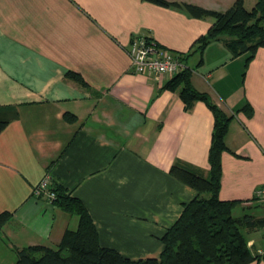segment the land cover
Returning <instances> with one entry per match:
<instances>
[{"label": "crops", "instance_id": "obj_1", "mask_svg": "<svg viewBox=\"0 0 264 264\" xmlns=\"http://www.w3.org/2000/svg\"><path fill=\"white\" fill-rule=\"evenodd\" d=\"M170 1L225 11L235 0ZM214 20L150 0H0V115L18 114L0 132V214H10L0 264L28 245L57 247L78 227L77 216L33 194L46 174L83 201L102 246L160 257L163 235L196 195L170 168L208 175L215 119L204 100L186 109L164 86L170 76L134 71L128 47L144 35L186 54ZM247 57L219 39L184 61L193 86L233 115L220 198L239 201L234 216L264 220V46ZM242 231L257 255L247 264H264V222Z\"/></svg>", "mask_w": 264, "mask_h": 264}, {"label": "trees", "instance_id": "obj_2", "mask_svg": "<svg viewBox=\"0 0 264 264\" xmlns=\"http://www.w3.org/2000/svg\"><path fill=\"white\" fill-rule=\"evenodd\" d=\"M150 1L184 8L195 16L215 18L207 33L198 38L195 48L182 54L184 60L193 53L202 54L209 43L219 39L228 46L232 56L248 53L247 63L264 46V0H257L251 9H247L245 0H235L225 11L187 2ZM66 75L86 84L77 72L68 71ZM190 75L191 69L187 67L164 86L179 90L186 109L191 108L197 100H204L212 109L215 120L209 151L210 169L208 175L204 176L181 164L171 166L170 173L194 188L196 195L184 203L180 216L163 235L164 249L160 257L133 259L116 249L102 246L96 225L83 201L67 192L62 185L51 184L50 188L56 194L51 202L77 216L78 227L67 228L57 247L33 244L17 249L14 264H247L257 258L248 246L242 229L256 226L264 220L254 219L248 214L234 216L233 210L239 201L220 198L222 153L228 149L225 137L233 115H228L207 93L195 88ZM247 107L249 104L244 110ZM250 111L251 114V106ZM17 116V111L12 114L5 111L4 116L0 115V132ZM65 117L69 121L76 120V116L69 112L65 113ZM9 216V212L0 214V228Z\"/></svg>", "mask_w": 264, "mask_h": 264}, {"label": "built area", "instance_id": "obj_3", "mask_svg": "<svg viewBox=\"0 0 264 264\" xmlns=\"http://www.w3.org/2000/svg\"><path fill=\"white\" fill-rule=\"evenodd\" d=\"M134 71L149 74L155 78L168 75L171 78L187 68L182 55L169 48L162 47L156 40L148 36H137L131 39L128 47ZM51 176L44 175L33 190L36 196H46L52 201L56 194L50 188ZM264 200V186L256 191Z\"/></svg>", "mask_w": 264, "mask_h": 264}, {"label": "rangeland", "instance_id": "obj_4", "mask_svg": "<svg viewBox=\"0 0 264 264\" xmlns=\"http://www.w3.org/2000/svg\"><path fill=\"white\" fill-rule=\"evenodd\" d=\"M246 7H247V9H251L252 8V6L250 4V0H248V2L246 3Z\"/></svg>", "mask_w": 264, "mask_h": 264}]
</instances>
